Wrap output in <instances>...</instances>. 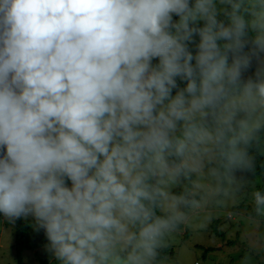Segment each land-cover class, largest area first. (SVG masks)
I'll list each match as a JSON object with an SVG mask.
<instances>
[{"label":"clouds","instance_id":"obj_1","mask_svg":"<svg viewBox=\"0 0 264 264\" xmlns=\"http://www.w3.org/2000/svg\"><path fill=\"white\" fill-rule=\"evenodd\" d=\"M261 128L264 0H0V213L61 264H157L190 195L167 182L254 173Z\"/></svg>","mask_w":264,"mask_h":264},{"label":"rangeland","instance_id":"obj_2","mask_svg":"<svg viewBox=\"0 0 264 264\" xmlns=\"http://www.w3.org/2000/svg\"><path fill=\"white\" fill-rule=\"evenodd\" d=\"M173 21H179L175 14ZM152 64L159 63L152 60ZM215 162L213 159L212 163ZM213 169L218 167L208 165L206 159L199 173L186 178L182 176L176 183L167 182L166 190L171 194L178 195L173 190L180 188L190 193L188 199L200 195L187 209L181 207L183 217L178 222L181 225H176L167 235L164 247L169 246V252L159 264H241L246 257L248 264L264 261V215L246 214L247 208H255L253 193L259 189L261 178L244 181L226 175L223 181L220 170L213 174ZM237 204L246 206L233 209ZM23 217L36 220L32 214ZM214 220H218L219 228L226 231L225 239L213 232ZM14 227L15 219L0 213V264H17ZM46 249L50 256L55 255L50 245ZM23 264H39L33 251H23Z\"/></svg>","mask_w":264,"mask_h":264},{"label":"trees","instance_id":"obj_3","mask_svg":"<svg viewBox=\"0 0 264 264\" xmlns=\"http://www.w3.org/2000/svg\"><path fill=\"white\" fill-rule=\"evenodd\" d=\"M191 3H194L195 0H190ZM223 19V17H220ZM204 22H199V27H203ZM198 43H199V36L194 35L193 41L188 43L189 50L192 52L193 56H195L198 52ZM154 63H159V58L153 59ZM193 63H195V60H193ZM256 61L253 62V67L246 71L243 74V78L247 79L251 76H254V71L256 69ZM177 88L173 89V94H176L177 91L180 89H183L186 87L187 81L182 80L181 78L177 77ZM259 136V142L253 143V145L249 148V154L254 158L255 163V171L254 173L241 171V170H234L230 173L225 172L223 168L219 167V161L216 160L215 163H208V165H215L220 170V174L223 177V181H225L226 175H234L244 181H250L254 180L257 177H260L262 180V183L259 187V191L264 192V128H261L258 133ZM4 153L6 154V147L4 148ZM186 178V177H184ZM71 180L66 178V185L70 187ZM173 192L175 193H184L186 190L183 189H174ZM200 193L197 195H192L190 197L189 203L193 202L197 196H199ZM184 205V207L187 209L190 204ZM254 205V203H253ZM242 206H246L245 204H237L233 206L234 208H240ZM246 214H251L252 216L256 215L255 208L252 209L247 208ZM163 214V213H158ZM177 225H181L177 223ZM213 232L220 236L222 239H225V230H221L219 228V221L214 220L213 221ZM15 242L13 246L15 247L16 252V260L17 264H23V251L29 249V251H33L35 259L38 261L39 264H61V261L55 256H50L46 247L50 245V241L48 240L46 236V232L44 229L39 227V223L37 220H26L23 216L19 218H15ZM228 243V242H227ZM169 246L163 247L160 250V255L157 258V264H159V261L169 252ZM258 264H264V261L259 262Z\"/></svg>","mask_w":264,"mask_h":264}]
</instances>
